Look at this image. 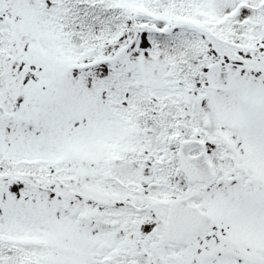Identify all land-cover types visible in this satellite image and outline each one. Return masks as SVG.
I'll return each instance as SVG.
<instances>
[{
  "label": "snow or ice",
  "instance_id": "obj_1",
  "mask_svg": "<svg viewBox=\"0 0 264 264\" xmlns=\"http://www.w3.org/2000/svg\"><path fill=\"white\" fill-rule=\"evenodd\" d=\"M0 264H264V0H0Z\"/></svg>",
  "mask_w": 264,
  "mask_h": 264
}]
</instances>
